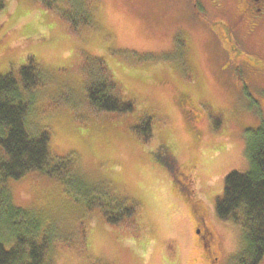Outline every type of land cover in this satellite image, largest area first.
Returning <instances> with one entry per match:
<instances>
[{
  "label": "rangeland",
  "instance_id": "374dc122",
  "mask_svg": "<svg viewBox=\"0 0 264 264\" xmlns=\"http://www.w3.org/2000/svg\"><path fill=\"white\" fill-rule=\"evenodd\" d=\"M222 1L224 14H214L235 19L240 6ZM197 15L188 0H4L0 74L16 75L28 59L42 74L24 91L27 126L48 131L52 158L69 160L82 186L38 171L6 182L12 203L40 223L48 264H206L190 203L152 155L160 145L175 176L179 167L190 174L175 180L215 231L222 264L238 263L244 232L217 219L214 204L224 177L248 170L246 130L264 120V21L243 37L262 68L247 74L227 63ZM103 76L132 112H92L86 87ZM145 118L148 140L133 129ZM103 205L116 215L133 205L134 217L112 225Z\"/></svg>",
  "mask_w": 264,
  "mask_h": 264
},
{
  "label": "trees",
  "instance_id": "16d2710c",
  "mask_svg": "<svg viewBox=\"0 0 264 264\" xmlns=\"http://www.w3.org/2000/svg\"><path fill=\"white\" fill-rule=\"evenodd\" d=\"M3 7L4 0H0V10ZM40 74L30 59L16 75L0 74V153L3 154L0 157V264H48L47 237L41 234L40 223L29 212L12 203L7 181L38 171L48 178L73 184L74 188L79 186L78 190L82 187L70 175L69 160L52 158L48 131L30 130L27 126L28 102L24 91L44 82ZM110 80L103 76L88 82L86 98L92 112L113 115L132 112L133 103L122 100ZM133 129L142 138L150 139V118ZM245 138L249 168L245 172L231 171L224 177L223 192L215 200L214 211L217 219L236 224L244 232L245 247L237 264H259L264 256V120L257 128L246 130ZM152 155L175 179L173 156L167 146L160 145ZM87 191L85 188L82 193L86 196ZM102 209L105 220L112 225L132 220L135 213L133 205L121 207L119 215L112 212L110 205L109 208L103 205Z\"/></svg>",
  "mask_w": 264,
  "mask_h": 264
},
{
  "label": "flooded vegetation",
  "instance_id": "af4514ba",
  "mask_svg": "<svg viewBox=\"0 0 264 264\" xmlns=\"http://www.w3.org/2000/svg\"><path fill=\"white\" fill-rule=\"evenodd\" d=\"M198 13L197 18L202 25L208 30L215 40L216 47L222 55L228 60V64L234 65L235 69L241 72L250 74L252 71H260L262 68L259 63L254 61L249 56V51L244 42V35L249 34L259 28L264 21V0H233L240 6L238 15L231 17L230 15L225 19L217 18V15L224 14V8L221 7L222 0H188ZM216 13V14H214ZM176 35V34H175ZM183 53H188L185 45ZM251 71V72H250ZM189 100V95L180 93V102L186 104ZM172 163V162H171ZM175 164H173V168ZM172 183V188H175L183 196L184 200L190 203L189 209L194 221L195 234L201 246L202 259H205L206 264H222L221 249H217L216 233L215 231L206 227L204 219L205 215L197 204L198 209L191 203L192 197L186 196L190 192L184 191L180 188L182 182L174 179L172 172H168ZM183 182L186 183L190 175L187 169L178 168L176 172ZM176 174V176H177ZM173 192V191H172ZM191 207V208H190Z\"/></svg>",
  "mask_w": 264,
  "mask_h": 264
},
{
  "label": "snow or ice",
  "instance_id": "6c2138e0",
  "mask_svg": "<svg viewBox=\"0 0 264 264\" xmlns=\"http://www.w3.org/2000/svg\"><path fill=\"white\" fill-rule=\"evenodd\" d=\"M116 55H119V53H116Z\"/></svg>",
  "mask_w": 264,
  "mask_h": 264
}]
</instances>
